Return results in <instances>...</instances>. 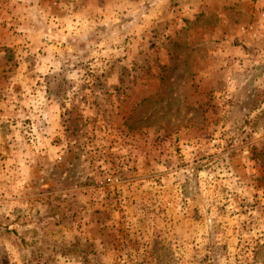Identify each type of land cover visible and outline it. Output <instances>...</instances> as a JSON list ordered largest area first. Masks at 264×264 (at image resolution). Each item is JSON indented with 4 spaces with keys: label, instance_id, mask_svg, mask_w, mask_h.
I'll return each instance as SVG.
<instances>
[{
    "label": "rangeland",
    "instance_id": "1",
    "mask_svg": "<svg viewBox=\"0 0 264 264\" xmlns=\"http://www.w3.org/2000/svg\"><path fill=\"white\" fill-rule=\"evenodd\" d=\"M0 264H264V0H0Z\"/></svg>",
    "mask_w": 264,
    "mask_h": 264
}]
</instances>
